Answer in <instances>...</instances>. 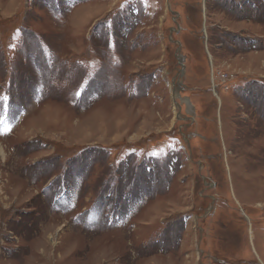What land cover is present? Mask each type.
Here are the masks:
<instances>
[{
	"label": "rangeland",
	"instance_id": "obj_1",
	"mask_svg": "<svg viewBox=\"0 0 264 264\" xmlns=\"http://www.w3.org/2000/svg\"><path fill=\"white\" fill-rule=\"evenodd\" d=\"M0 264H264V0H0Z\"/></svg>",
	"mask_w": 264,
	"mask_h": 264
},
{
	"label": "bare ground",
	"instance_id": "obj_2",
	"mask_svg": "<svg viewBox=\"0 0 264 264\" xmlns=\"http://www.w3.org/2000/svg\"><path fill=\"white\" fill-rule=\"evenodd\" d=\"M178 97L181 98V94H178ZM182 100L185 102V104L187 105V107H189L190 103H188V100H186V99H182Z\"/></svg>",
	"mask_w": 264,
	"mask_h": 264
}]
</instances>
